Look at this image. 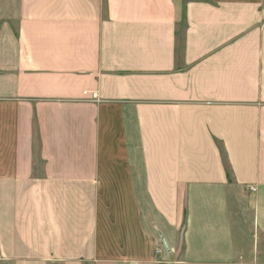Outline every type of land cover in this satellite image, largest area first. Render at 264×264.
<instances>
[{"label": "crops", "instance_id": "crops-1", "mask_svg": "<svg viewBox=\"0 0 264 264\" xmlns=\"http://www.w3.org/2000/svg\"><path fill=\"white\" fill-rule=\"evenodd\" d=\"M0 264H264V0H0Z\"/></svg>", "mask_w": 264, "mask_h": 264}, {"label": "water", "instance_id": "water-1", "mask_svg": "<svg viewBox=\"0 0 264 264\" xmlns=\"http://www.w3.org/2000/svg\"><path fill=\"white\" fill-rule=\"evenodd\" d=\"M161 237H162V240H163L165 246H168L167 241H166V239L164 238V236L162 234H161Z\"/></svg>", "mask_w": 264, "mask_h": 264}, {"label": "built area", "instance_id": "built-area-1", "mask_svg": "<svg viewBox=\"0 0 264 264\" xmlns=\"http://www.w3.org/2000/svg\"><path fill=\"white\" fill-rule=\"evenodd\" d=\"M253 191H255L256 189L255 188H252Z\"/></svg>", "mask_w": 264, "mask_h": 264}]
</instances>
